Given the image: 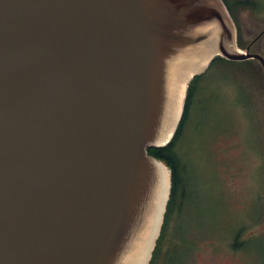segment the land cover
<instances>
[{
	"label": "water",
	"instance_id": "water-1",
	"mask_svg": "<svg viewBox=\"0 0 264 264\" xmlns=\"http://www.w3.org/2000/svg\"><path fill=\"white\" fill-rule=\"evenodd\" d=\"M215 57L264 75L223 0H0V264H135L147 237L149 264L171 170L147 149Z\"/></svg>",
	"mask_w": 264,
	"mask_h": 264
},
{
	"label": "rangeland",
	"instance_id": "rangeland-1",
	"mask_svg": "<svg viewBox=\"0 0 264 264\" xmlns=\"http://www.w3.org/2000/svg\"><path fill=\"white\" fill-rule=\"evenodd\" d=\"M225 3L244 46L264 30V0ZM251 52L264 57V35ZM198 81V103L176 147L182 191L162 247L163 254L170 247L168 262L161 264H264L262 67L217 64ZM171 243L185 244L187 253Z\"/></svg>",
	"mask_w": 264,
	"mask_h": 264
},
{
	"label": "trees",
	"instance_id": "trees-1",
	"mask_svg": "<svg viewBox=\"0 0 264 264\" xmlns=\"http://www.w3.org/2000/svg\"><path fill=\"white\" fill-rule=\"evenodd\" d=\"M223 2L225 4L231 18L234 19L233 21H234L235 26H236V22H235L233 12L226 5L225 0H223ZM238 35H239V32H238ZM239 38H240V36L237 39L238 47L243 49L244 44L242 43V41ZM251 62L252 61H242V62H238V63L241 65H244V66H248V65H250ZM229 63H231V61H227L221 57H215L208 68L214 69V66L217 64H219V65L222 64V67H223V66H225V64H229ZM205 73L200 75V76H195L188 85L187 97H186V101H185V108H184L182 120L180 122V125H179L177 132H176L175 136L173 137L172 141L165 147L148 148L147 149V152L149 155L153 156L156 159L161 160L171 170L170 196H169V200L167 203L166 212L164 214V221H163V225L161 227L160 235L157 239L156 246H155V249L153 251L152 258H151L149 264H161L162 261H164L166 263L168 262L169 257H167V256L170 254V247L167 250V252L164 254L162 253V247L164 246L165 242H168L167 232H168V229L170 226L169 224L172 222L170 220V215L172 214L173 208L175 206L176 196L180 191H182V186L180 185V179H181L180 177H181V173L184 169L183 165H182V156L179 152L176 151V147H177V143L181 140V137H182L183 132H184V128L186 127L187 122L189 121V119L191 117V110L193 108V105L195 103H198L197 98H199V94H200L199 91L201 90L200 85L198 83L199 82L198 80H200L203 76H205ZM181 234H183V233H181ZM179 237H181L180 240L183 243V241H185L184 236L182 235ZM170 246L177 247L179 249L178 252H180V254H182V255H183V252H185V251L187 253V248L185 247V244L178 246V245H173L171 243Z\"/></svg>",
	"mask_w": 264,
	"mask_h": 264
},
{
	"label": "bare ground",
	"instance_id": "bare-ground-1",
	"mask_svg": "<svg viewBox=\"0 0 264 264\" xmlns=\"http://www.w3.org/2000/svg\"><path fill=\"white\" fill-rule=\"evenodd\" d=\"M160 168H161V170H163V173L166 175V177L168 179V174H167L168 172H167V170H165V168L163 166H161V165H160ZM167 182H168V180H167ZM160 211H162V208H161ZM160 214H161V212H159V215H158V218H157L158 223H159V220H160ZM150 232H152V231H150ZM148 239L149 238L147 237L146 240H145V242H144V244L142 245L141 251L139 252V254H138L137 258H136L137 261H136L135 264H142L143 263V259L146 258V253H147L146 252V248L149 247V241H148Z\"/></svg>",
	"mask_w": 264,
	"mask_h": 264
},
{
	"label": "flooded vegetation",
	"instance_id": "flooded-vegetation-1",
	"mask_svg": "<svg viewBox=\"0 0 264 264\" xmlns=\"http://www.w3.org/2000/svg\"><path fill=\"white\" fill-rule=\"evenodd\" d=\"M234 20V19H233ZM235 22H236V30H237V39H238V37H239V35H238V29H237V21H236V19H235ZM263 31V30H262ZM261 31V32H262ZM260 32V33H261ZM260 33H258L255 37H254V39H252L249 43H247L245 46H244V48L243 49H245V48H248V50L251 52V48H252V46L264 35V33L263 34H261L260 36H259V34ZM240 39V38H239ZM241 40V39H240ZM252 53V52H251ZM246 61H252V62H257V63H259L257 60H254V59H250V60H246ZM260 64V63H259Z\"/></svg>",
	"mask_w": 264,
	"mask_h": 264
}]
</instances>
